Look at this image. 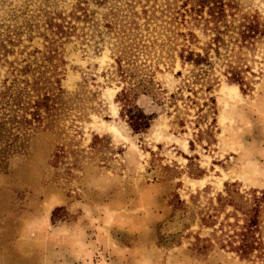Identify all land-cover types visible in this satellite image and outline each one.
<instances>
[{
	"label": "rangeland",
	"instance_id": "1",
	"mask_svg": "<svg viewBox=\"0 0 264 264\" xmlns=\"http://www.w3.org/2000/svg\"><path fill=\"white\" fill-rule=\"evenodd\" d=\"M198 1L0 0V87L61 91L0 172V264H264V202L259 249L220 247L264 193V0Z\"/></svg>",
	"mask_w": 264,
	"mask_h": 264
},
{
	"label": "trees",
	"instance_id": "2",
	"mask_svg": "<svg viewBox=\"0 0 264 264\" xmlns=\"http://www.w3.org/2000/svg\"><path fill=\"white\" fill-rule=\"evenodd\" d=\"M197 6H199V12L206 7L208 15L216 23L221 21L225 7L228 5L222 0H201L198 1ZM55 26L58 28L57 32L60 33V26ZM256 32V27L248 25L240 34L243 40H249ZM218 39V37L215 38L213 42L218 43ZM184 58L195 67L210 65L207 54L200 55L189 52ZM227 73L231 83L243 84L240 73L234 68L230 67ZM56 83L59 82L56 81ZM42 89L38 88L35 83L31 87L33 94L30 95L26 87L20 88L15 79L8 86L5 80L3 86L0 87V172L7 170L13 157L25 151L29 132L38 127L43 119L52 120L55 116L54 111H57L56 105L59 104L57 100H59L58 95L61 91L55 95L48 88L40 95L39 91ZM115 100L121 104V115L126 118L134 133H141L149 128L152 116L144 114L142 109L137 107L134 97H130L129 91L122 89L116 95ZM261 202H264V193H261L260 197L254 195L253 206L250 209H235L242 212L243 225L239 227V231L233 230L232 234L228 236V240H225V244L220 243L221 248L228 247L230 251L238 253L242 258H248L259 249L260 241L256 235Z\"/></svg>",
	"mask_w": 264,
	"mask_h": 264
}]
</instances>
